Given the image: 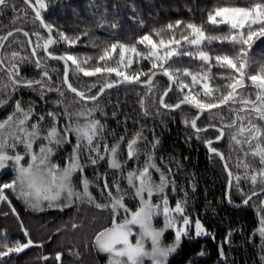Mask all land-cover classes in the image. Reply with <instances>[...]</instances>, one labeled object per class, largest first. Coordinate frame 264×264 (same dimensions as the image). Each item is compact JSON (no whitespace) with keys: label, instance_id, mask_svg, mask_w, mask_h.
I'll return each instance as SVG.
<instances>
[{"label":"snow or ice","instance_id":"1","mask_svg":"<svg viewBox=\"0 0 264 264\" xmlns=\"http://www.w3.org/2000/svg\"><path fill=\"white\" fill-rule=\"evenodd\" d=\"M22 4L24 17L28 15L27 10L31 9L34 22H39L49 33L43 45H40L39 41L43 39L41 32L34 31L38 47H43L47 51L49 45L55 43L51 35L54 29L68 45L77 42L78 36L75 38L69 36L68 33L60 31L55 22L45 19L43 13L49 7L46 0H22ZM9 8L12 9L14 18L19 19L20 12L17 11L13 0H0V13ZM101 19L100 26L108 22ZM207 20L212 25L228 26V31L207 35L202 26L187 22L185 24L187 34L182 31L178 39L175 34L167 39L161 37L158 40L153 39V36L147 32L140 35L138 42L145 46V51H139L135 44L121 43L119 40L105 43L98 54L97 62L92 64L81 62L76 55L68 51L59 56H54L53 51H47L48 57L64 62L62 83L66 85V90L75 94L76 101L71 106L72 110H69V105H64L62 112L48 110L43 114L36 111L35 104L29 102L25 106L22 103L23 90L34 89L39 94L38 99L45 104H47L45 94L52 92L58 93L60 97L55 103H63L65 90L51 85L49 71L36 56L37 47L32 48L31 56L36 57L32 61L35 68L41 70L37 73L39 79H27L20 75V63L25 57L18 51L8 50L13 42L9 41V37L15 40L22 33L27 38L24 43H31L33 33L25 31L23 27H15L6 34L0 35V72L5 73L8 78L7 82L0 84V96L5 89L8 93L7 99L0 98V108H6L7 102L12 101L11 105H7L12 111L5 118L0 119V172L11 168L14 173L11 179L0 182V203L6 202L19 218V213L12 206V200L6 193V190H10L17 199H21L28 208L35 211L55 208L62 213L73 206H76L75 211H79V205L87 203L107 213L108 223L95 232L91 244L97 256L104 254L105 264H170V258L177 253L185 238L209 236L215 239V235L206 228L200 218L193 219L187 212L189 199L187 191L184 192L182 199H175L174 206L170 203L169 192L176 193L177 177L172 174L171 168L166 163L163 167L157 163L155 153L161 142L154 130L151 141L143 134V125L139 130L128 134L127 117H124L125 134L114 137L111 145L104 136L103 121L108 113L100 106V99L104 97L105 90L117 85L133 88L143 85L146 89L145 95L138 103L144 116L153 114L163 116L166 114L163 110H168L167 114L170 115L171 110L179 109L181 105L192 106L197 111V115L190 121L185 119L184 123L191 124L197 138L204 131L197 126L200 115L206 114L205 118L209 123L205 127L213 129H217V124L213 121L219 117L220 126L215 134V141L224 139L226 127L234 128L235 132L229 136L230 145L234 143L243 149V145L247 144L252 154L259 157L261 165L259 168H252L247 163L241 165L239 159L237 160L236 166L245 169L243 175L253 186L245 191L241 187V174L232 170L224 152L219 147L213 146L212 139L204 141L209 153L224 160L227 173L225 190L227 202L233 203V189L240 193L242 206H249L253 198L258 201L255 207L258 209L259 226L253 230L252 235L258 232L264 242V143H261L264 141V62L257 63L248 55L257 41L260 45H264V0L249 6H217L213 11L208 12ZM182 23L184 22L177 19L152 31L160 36L165 30H174ZM116 26V23L112 22V27ZM205 40L209 42L216 40L221 44L228 42V46L233 49L231 54L222 53L214 57L215 63L225 70L217 73L220 81L215 88L209 83L213 57L201 48ZM181 41L185 42V47L195 46V50L178 52ZM20 47H23V43ZM114 54L118 59H113ZM180 55L193 57L198 55L200 61L208 63V71L195 73L188 67H176L175 62L168 63L174 56ZM134 58L146 59L149 63L141 67L137 60V67L132 68ZM69 61L75 65L71 71L77 79H79L78 74L83 73L87 77H97L96 81L84 90L74 86L69 79ZM99 61L104 62L103 65ZM158 73L166 76L170 84L162 91L158 100L153 101L154 104L158 103L162 106V109L156 107L152 112L146 106V101L150 94L155 95L153 81ZM249 81L257 90L255 99L246 98L239 91L244 89ZM173 84L178 86L179 96L177 102L169 103L166 102L165 97L172 91ZM192 85H200L202 94L191 91ZM185 89L189 91L185 92ZM236 105L240 107L237 108ZM225 111L228 116L226 125ZM112 115L116 116L115 110L112 111ZM62 119L65 123L61 127ZM46 121L50 123L45 125ZM73 137L74 144H72ZM37 141H39L38 145ZM138 141H143L145 145L150 144L151 152L145 153L143 167L130 168L125 176L128 162L139 160ZM66 143L72 145V152L61 164L53 157L56 149ZM34 145L38 147V151ZM122 145L126 146L127 157L123 161L120 158ZM243 155L247 157L248 152L244 151ZM160 159L163 161V157ZM104 164L108 165V169L100 172ZM87 166H91L94 173L92 180L85 174ZM177 167L179 168V164ZM110 170H119L120 178L126 180L128 187H122L115 171H112L110 179L108 175ZM154 172L158 174V181L153 177ZM91 187L99 193V200L93 195ZM195 188L194 182L193 193ZM129 194L130 199L126 201L125 196ZM134 201V207L130 208L129 203ZM159 217L163 219L158 227ZM19 223L26 241L15 240L9 244L6 240H0V264H9L12 253L18 254L33 245L40 247L44 245L43 240L32 238L23 220H19ZM80 226L76 222L71 224L73 229ZM63 227L67 228L68 225L65 224ZM169 230H174V235L171 242H166L164 237ZM56 231L60 232L61 229L57 228ZM231 235L232 231L229 230L225 241L218 246L220 264H229L224 244L231 245ZM48 239L51 240L52 236L50 235ZM66 251L77 259L81 256L79 249H66ZM204 254L205 251L202 249L198 255ZM50 255L54 262L66 264L62 260L63 251L58 250ZM41 259L48 261L49 255H44ZM261 262L264 264V243L261 245ZM187 264H194V261L189 260Z\"/></svg>","mask_w":264,"mask_h":264},{"label":"trees","instance_id":"2","mask_svg":"<svg viewBox=\"0 0 264 264\" xmlns=\"http://www.w3.org/2000/svg\"><path fill=\"white\" fill-rule=\"evenodd\" d=\"M13 2L17 6V11L20 12V17L15 19L11 8L0 13V35L6 34L15 27H23L25 31L33 33L31 43H24L27 38L22 33L15 40H13V37H9V41L13 42L8 50L18 51L25 57L20 63V75L27 79H39L37 73L41 70L35 68L32 61L36 57L31 56L32 48L37 47L36 56L39 57L41 64L46 66L49 71L51 85L54 88L60 87L65 90L63 103L56 104L55 101L60 97L58 93L52 92L45 94L47 100V104H45L38 99L39 94L34 89L25 88L22 92V103L25 106L29 102L35 104L36 111L42 114L48 110L62 112L64 105H69V110H72L71 106L76 101V97L69 90H66V85L62 83L64 63L60 60L50 59L45 55L43 47L37 46L34 31L41 32L43 39L39 41L40 45H43L44 40L47 39V32L39 22H34L35 18L31 9L27 10L28 15L24 17L22 0H13ZM46 2L49 7L43 13L45 19L55 22L60 31L68 33L69 36L79 37L75 44L68 45L54 29L52 34L55 43L52 44L49 51H53L54 56L62 55L65 51H68L76 55L81 62L86 61L87 64H92L97 62L98 54L102 51L105 43L119 40L121 43L135 44L139 51H145V46L138 42L140 35L147 32L153 36V39L158 40L161 37L167 39L170 35L175 34L178 39L182 31L187 34L188 30L185 27L187 22L202 26L207 35L227 32L228 26L223 24L212 25L207 20L208 12L213 11L217 6H249L254 2H259V0H46ZM101 18L108 22L100 26L102 23ZM177 19L184 23L174 30H165L160 36L152 31ZM112 22H115L117 26L112 27ZM5 43L8 44L7 41ZM21 43H23V47H20ZM183 43L184 41H181V45ZM201 48L208 51L213 57L209 83L215 88L220 81L217 73L225 70L215 63L214 57L222 53L231 54L233 49L228 46V42L221 44L220 41L216 40L211 42L205 40ZM193 50H195V46H182L177 49L178 52ZM248 55L251 60L257 63L264 62V45H260V42L257 41ZM113 59H118V56L114 54ZM137 60L138 58L131 66L132 68L137 67ZM138 62L141 67L149 63L146 59L138 60ZM173 62H175L176 67H188L195 73L208 71V63L200 61L198 55L195 57L189 55L174 56L168 63ZM99 63L103 65L104 62L99 61ZM69 64V79L74 86L84 90L96 81L97 77H87L83 73H79V79H77L71 71L75 65H72L71 61H69ZM7 79L5 73L0 72V84L7 82ZM188 79L191 80L190 77ZM153 82L155 84L153 89L155 95L150 94L146 101V106L152 112L156 107L162 109L158 103L154 104L153 101H157L162 91L170 84L168 78L162 74L157 75ZM92 90L95 91V89ZM145 90L142 87H118L105 93L104 97L100 99V106L108 113L103 121L105 123L104 136L111 145L114 137L125 134L124 117H127L128 134L139 130L143 125V134L151 141L154 130L156 137L161 142L155 153L157 163L161 167L166 163L171 168L172 174L177 177L178 187L176 193L169 192L170 203L174 206L175 199H182L184 192L187 191L189 198L187 212L193 219L200 218L206 228L215 235V239L209 236L185 238L177 253L170 258V264H187L189 260L194 261V264H220L221 257L218 246L222 241H225L229 230L232 231L231 245L224 244V251L229 258V264H262L261 245L264 242H262L258 232L254 236L252 235L253 230L259 226L258 209L255 207L258 201L254 198L249 206L234 209L231 206L240 205V193L233 189V203H230L231 206L227 204L225 196L227 173L223 162L219 157L209 153L204 143L207 139L215 140V134L220 126V118L216 117L213 121L217 124V129L205 130L209 120L205 118L206 114L202 115L197 121V126L205 131L197 138L191 124L184 123L185 119L190 121L197 115V111L192 106L182 105L178 110L171 111L170 115L167 114L168 110H163L166 113L163 116L153 114L146 117L138 103L140 98L145 95ZM190 90L201 92V87L200 85H192ZM184 91L188 92L189 89ZM256 91L255 88L246 86L243 94L246 98L255 99ZM7 95L5 89L0 98L7 99ZM178 96V86L173 84L166 102H177ZM11 103L12 101L9 100L7 105H11ZM7 105L6 108H0V119L5 118L12 111V108ZM235 107L239 108L240 105ZM113 110H115L116 116L112 115ZM224 117V124L226 125L228 123L226 111ZM254 122L259 123L256 120ZM47 123H50V121H46L45 125ZM64 123L65 120L62 119L60 121L61 127ZM234 132V128L229 129L226 127L224 139L213 143V146L219 147L224 152L232 170L241 174V187L247 191L253 186L243 175L245 169L236 166L237 160L239 159L241 165L247 163L252 168H259L261 165L259 157L252 154L247 144L243 145V149L240 145L234 143L230 145L229 136ZM38 143L39 141H37V145ZM74 143L75 139L73 137L72 144ZM261 143H264V141H261ZM138 144L140 145L139 160L128 162L124 172L125 176L128 169L143 167L146 159L145 153L151 152L150 144L145 145L143 141H138ZM34 147L38 151V147L36 145ZM244 151L248 152L247 157H244ZM71 152V144H62L56 149L53 159L63 164ZM57 157L59 158L57 159ZM161 157H163V161H161ZM120 158L122 161L127 159L126 146L124 145L121 147ZM177 164H179V168ZM106 169H108V165L104 164V167L99 171L104 172ZM112 171L116 172V177L120 179L122 187L127 188V182L125 179L120 178L119 170H110L108 173L109 178L111 179ZM13 174L11 168L1 173L0 182L11 179ZM85 174L90 180L93 179L94 173L91 166L86 167ZM153 177L158 181L157 173L154 172ZM194 182L196 188L193 193L192 184ZM90 190L99 200L100 196L95 188L91 187ZM6 193L12 200V206L19 213V218L11 211V207L6 202L0 203V240H6L9 244L15 240L25 242L26 237L23 235L19 223V220H23L24 226L29 229L32 238L44 241L43 247L33 245L18 254H10L9 264H59V262H54L50 255L58 250L64 252L62 260L66 264H105V256L103 254L97 256L91 244L95 232L108 223L109 216L107 213L101 212L87 203L80 204L79 211H75L76 206L65 209L62 213L55 208L35 211L28 208L21 199H17L10 190H6ZM129 199L130 194L125 196L126 201ZM134 204L135 201L129 203L128 206L133 208ZM73 222L81 226L73 229L71 227ZM65 224L68 225L67 228L63 227ZM57 228H60L61 231L57 232ZM169 234V242H171L174 233L170 232ZM50 235L52 236L51 240L48 239ZM66 249H79L80 258L77 259ZM202 249L205 254L198 255ZM44 255H49L48 261L41 259Z\"/></svg>","mask_w":264,"mask_h":264},{"label":"water","instance_id":"3","mask_svg":"<svg viewBox=\"0 0 264 264\" xmlns=\"http://www.w3.org/2000/svg\"><path fill=\"white\" fill-rule=\"evenodd\" d=\"M42 26V25H41ZM44 29V28H43ZM46 32H47V29H44ZM47 34L49 35V33L47 32ZM51 35H52V37L54 38V35L51 33ZM55 40V39H54ZM52 46V44L51 45H49V47H48V49H47V51H49V49H50V47ZM47 51H45L44 50V53H45V55L47 56ZM50 59H54L53 57H49ZM55 60H57V59H55ZM61 61V60H60ZM63 62V61H62ZM64 63V62H63ZM69 66H70V64H69ZM69 74H70V70H69ZM158 75H159V73H158ZM155 79V78H154ZM118 87H129V86H124V85H117V86H114L112 89H114V88H118ZM140 87H142V88H145V86H143V85H141ZM172 88H173V85H172ZM112 89H106L105 90V93L106 92H108V91H110V90H112ZM70 91V90H69ZM71 92V91H70ZM171 92V91H170ZM169 92V93H170ZM75 95V94H74ZM166 98L167 97H165V100H166ZM182 106V105H181ZM162 107V106H161ZM176 110H178V109H173V110H171V111H176ZM202 115H200L199 116V118L201 117ZM198 118V119H199ZM198 119H197V121H198ZM208 129H212V128H207V129H205V130H208ZM195 130V129H194ZM204 130V131H205ZM204 131L202 132V133H204ZM215 142H219V141H213V143H215ZM206 147H207V145H206ZM222 162H223V165H224V160H222ZM254 199V198H253ZM226 202H227V197H226ZM227 204H229L230 205V203H228L227 202ZM231 206V205H230ZM232 208H234V209H242V208H245V207H247V206H242V205H239V206H231Z\"/></svg>","mask_w":264,"mask_h":264},{"label":"rangeland","instance_id":"4","mask_svg":"<svg viewBox=\"0 0 264 264\" xmlns=\"http://www.w3.org/2000/svg\"><path fill=\"white\" fill-rule=\"evenodd\" d=\"M182 46H185V42L183 43V45H181V46L179 47V49H180ZM136 59H137V58H134V63L136 62ZM134 63H133V64H134ZM133 64H132V65H133ZM132 65H131V66H132ZM246 86H248V87H252V88H255L253 85H251L250 81H249L248 83H246L245 87H246ZM243 90H244V89H241V90H239V91H241V92L243 93ZM9 169H10V168H9ZM3 172H5V171H3ZM3 172H0V174L3 173ZM162 219H163L162 217L157 218V220L159 221V223H157V226H158V227L162 224ZM170 232H173V233H174V230H169V231H167V232L165 233V237H164L165 240L168 241V242L170 241V234H169ZM103 255H104V254H103Z\"/></svg>","mask_w":264,"mask_h":264}]
</instances>
